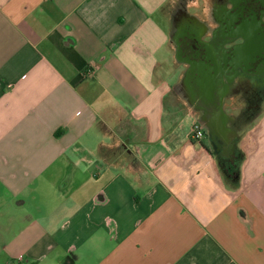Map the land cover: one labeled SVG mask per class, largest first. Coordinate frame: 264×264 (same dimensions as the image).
Segmentation results:
<instances>
[{"label":"crops","instance_id":"crops-1","mask_svg":"<svg viewBox=\"0 0 264 264\" xmlns=\"http://www.w3.org/2000/svg\"><path fill=\"white\" fill-rule=\"evenodd\" d=\"M181 1L0 0V264H264V100L199 120Z\"/></svg>","mask_w":264,"mask_h":264},{"label":"flooded vegetation","instance_id":"flooded-vegetation-1","mask_svg":"<svg viewBox=\"0 0 264 264\" xmlns=\"http://www.w3.org/2000/svg\"><path fill=\"white\" fill-rule=\"evenodd\" d=\"M250 2L256 15L253 19H243L239 14L241 0H215L214 26L208 21L188 14L185 0L180 2L174 13V37L178 56L181 60L190 62L182 78L181 90L184 89V94L199 112V120L206 125L211 126L213 122L211 114L218 115L222 112L223 102L228 94H240L245 85L254 88L264 86V70L260 69L259 63V60L264 62V54L256 50L259 48L257 44L263 45L260 28L264 27V5L260 0ZM236 9L238 14L231 17L229 12L237 11ZM205 35L209 36L207 40H203ZM251 39L256 49L250 59L240 60L238 56L234 61L232 50ZM215 60L224 64L222 74L215 78V84L203 79L198 81L194 77L196 70L199 69L198 64L204 62L213 65ZM205 70L210 71L207 66ZM212 91L216 94L215 98L209 95ZM253 95L254 98H250V101L255 107L253 103L257 102L256 99L260 100L261 94ZM219 148L217 146V149Z\"/></svg>","mask_w":264,"mask_h":264},{"label":"rangeland","instance_id":"rangeland-1","mask_svg":"<svg viewBox=\"0 0 264 264\" xmlns=\"http://www.w3.org/2000/svg\"><path fill=\"white\" fill-rule=\"evenodd\" d=\"M251 0H241V5H240V12L239 14L241 16H243V19H253L254 16L256 15L254 12V8L252 7V3L250 2ZM262 5H264V0H260ZM186 2V1H185ZM244 2V3H243ZM188 2H186L187 4ZM178 8V5H177ZM186 9H189L190 12L195 13L198 17L202 18H206L209 14V10H210V0H203L202 2H200L198 5H194L193 3L189 4V7L186 6ZM237 10V9H236ZM189 13V11H188ZM238 14V10L237 11H230L229 15L231 17H235ZM252 30V29H251ZM253 31V30H252ZM260 31L262 32V43L263 45H258L259 48L256 49V46L254 44L253 39L248 40L247 42H245V44L240 45L239 47H236L235 49L232 50L231 55L234 56V61L237 60V57H240V60L242 59H250L252 53L254 52V50H260L262 54H264V27L260 28ZM233 58V57H232ZM233 60V59H232ZM249 63V62H248ZM247 64V62H246ZM204 66H207L209 68L210 71L207 70H201V69H197L195 72L194 77H196L198 79V81H207L209 83L215 84V78H218V76H220V74H222L223 72V67L224 64H221L219 61L215 60L213 65H208V64H204ZM187 68H184V70H186ZM264 72V71H263ZM253 83V82H252ZM244 87L246 88L244 90ZM182 93L184 94V89L182 90ZM255 93L261 94L259 96H261L260 100L256 99L257 102L253 103L255 104V107H253L252 102L246 103V109H248L247 107L249 106L251 109L256 108L259 109L260 103L264 100V86H243L241 92H240V98L244 95H246L247 99L248 98H254ZM213 98L216 97V94L212 91L210 92V94ZM238 95V94H237ZM258 96V95H257ZM240 104L239 102H236V105ZM241 105V109L245 108L244 107V103L240 104ZM261 107V106H260Z\"/></svg>","mask_w":264,"mask_h":264},{"label":"built area","instance_id":"built-area-1","mask_svg":"<svg viewBox=\"0 0 264 264\" xmlns=\"http://www.w3.org/2000/svg\"><path fill=\"white\" fill-rule=\"evenodd\" d=\"M205 134L206 132H205V127L203 126V124L199 120H195L190 129L191 137L197 140H200L201 138L205 136ZM13 264H17V263L14 262Z\"/></svg>","mask_w":264,"mask_h":264},{"label":"water","instance_id":"water-1","mask_svg":"<svg viewBox=\"0 0 264 264\" xmlns=\"http://www.w3.org/2000/svg\"><path fill=\"white\" fill-rule=\"evenodd\" d=\"M204 62H200L199 64H198V67H199V69H201V70H205V67L206 66H204ZM206 65V64H205Z\"/></svg>","mask_w":264,"mask_h":264}]
</instances>
